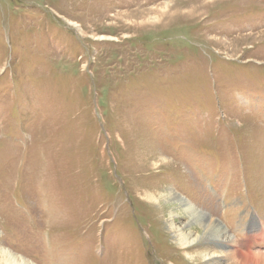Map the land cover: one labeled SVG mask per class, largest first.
Listing matches in <instances>:
<instances>
[{
	"label": "rangeland",
	"instance_id": "obj_1",
	"mask_svg": "<svg viewBox=\"0 0 264 264\" xmlns=\"http://www.w3.org/2000/svg\"><path fill=\"white\" fill-rule=\"evenodd\" d=\"M169 189L232 242L178 245L148 199ZM228 244L264 264V0H0V248L230 264Z\"/></svg>",
	"mask_w": 264,
	"mask_h": 264
},
{
	"label": "bare ground",
	"instance_id": "obj_2",
	"mask_svg": "<svg viewBox=\"0 0 264 264\" xmlns=\"http://www.w3.org/2000/svg\"><path fill=\"white\" fill-rule=\"evenodd\" d=\"M148 199L150 202H152V204H159V206L171 205L173 207L172 209L174 210L169 213L170 218L167 221L168 227L175 234L177 232L175 237L178 238L177 240L180 242V244L178 245L182 246L186 250L195 246H204L206 244L215 243L217 241L220 242L222 239L223 242H227L228 239V241L232 242L233 237L231 238V236L227 232L228 230L226 231L224 226L218 220L199 212L195 208V206L191 204V202L189 203L187 200L180 197V195L173 191V189L167 190V193L158 192L148 194ZM181 217L184 219L185 217H187L188 219H190V221L179 225L177 220ZM196 225L198 226L199 230L198 228H194V226ZM238 228L239 226L233 232L237 236L240 233ZM253 236L256 239L259 238V234L255 233ZM240 239H242V237ZM230 246L231 244H228V247ZM230 248V264H259L260 262H256V260L261 261V256L258 255V253L252 252V250H246L247 252H244L243 249H241V245H232ZM202 255L204 258L207 259V261H210V264H217L219 258L222 259L223 257H226L224 255L219 254L214 255L210 250L205 249V247ZM202 255L200 254L195 256V260H198L200 258L202 260L203 257H200ZM0 257V264H31L27 262V260H25L24 258L4 248H0Z\"/></svg>",
	"mask_w": 264,
	"mask_h": 264
}]
</instances>
